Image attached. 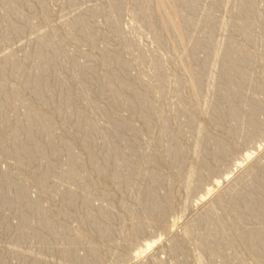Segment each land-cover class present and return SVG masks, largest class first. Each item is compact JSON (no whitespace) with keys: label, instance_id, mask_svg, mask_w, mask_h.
<instances>
[{"label":"rangeland","instance_id":"rangeland-1","mask_svg":"<svg viewBox=\"0 0 264 264\" xmlns=\"http://www.w3.org/2000/svg\"><path fill=\"white\" fill-rule=\"evenodd\" d=\"M6 1L0 2V67L11 58L15 75L0 74V87L17 94L0 99V264H264V248H255L257 240L251 235L255 228L263 232L264 214L252 219L250 212L228 202L232 193L250 191L253 173L264 165V0H195L190 2L194 8L179 7L182 16L172 22L188 20L180 43L169 27L167 33H153L159 16L147 18L139 0ZM112 2L119 8L115 16L109 12ZM17 11L28 23L20 32L8 33L5 27ZM81 16L91 26L85 36L72 28ZM112 19L117 30L108 29ZM87 35L94 36L92 42ZM49 36L54 41L48 53L61 50L66 57L48 66L46 86L54 96L69 88L73 98L68 110L73 112L58 114L62 107L57 104L40 107L39 115L49 121L35 136L38 140L33 136L40 144L30 160L17 154L16 146L25 137L13 139L24 122L23 109L16 105L35 101L23 83L34 66L29 58L45 47L43 39ZM230 51L234 55L224 60ZM110 53L126 64L122 77L141 82L139 91L151 107L146 120L99 82L114 69L101 65ZM231 68L246 71L234 91L241 96L234 111L228 97L221 96L226 87L222 74ZM89 70L94 74L82 89L79 82ZM120 94L130 98L127 90ZM78 118L85 124L81 128ZM89 125L97 131L86 145ZM48 133L52 141L66 144L55 155L56 148L51 153L45 145ZM107 136L113 150L104 155ZM173 147L177 154L171 153ZM68 149L82 166L74 178L66 173ZM217 149L223 154L217 156ZM92 154L94 162L89 163ZM103 155L110 163L104 174L98 171ZM39 172L47 173L42 178ZM116 174L120 179H113ZM20 191L32 204L13 201ZM150 197L159 202L154 200L157 208L152 211L147 208ZM263 208L264 198L255 211ZM87 210L107 217L94 223L86 219ZM38 212L53 222L52 229L38 228ZM138 250L143 251L139 256Z\"/></svg>","mask_w":264,"mask_h":264},{"label":"bare ground","instance_id":"bare-ground-1","mask_svg":"<svg viewBox=\"0 0 264 264\" xmlns=\"http://www.w3.org/2000/svg\"><path fill=\"white\" fill-rule=\"evenodd\" d=\"M73 1V0H72ZM139 1H141V2H143V4L144 5H142V7H143V14L147 17V18H152L153 17V15H157V16H159V28H155V27H153V26H151L152 28V31H153V33L155 34V35H159L162 31H165V33H167V31H168V27H169V29L171 28V31H172V33L176 36V40L180 43V41L181 40H183L184 39V26H186V24L188 25V20H187V18H184V17H182L181 19L182 20H184V19H186V20H184V21H182V24H178V25H175L173 22H172V20L174 19V18H180L181 16H182V14H181V12H180V10L178 9L179 7H181V6H189L190 4H192L193 2H195V0H139ZM191 1H193L192 3H190ZM0 2L2 3V4H6L7 3V1L6 0H0ZM78 3V2H77ZM113 3V2H112ZM110 4L109 5V12H110V15L111 16H115L116 14H117V11H118V9L119 8H117L118 6H117V2L115 3H113V4ZM189 3V4H188ZM244 4H246V3H244ZM193 5V6H192ZM191 6L194 8V4H192ZM243 5V4H242ZM242 5H240V8H241V6ZM75 7H77V5L75 6ZM89 7V6H88ZM244 7H248V5L246 4V6H244ZM244 7L242 6V8L244 9ZM82 8V7H81ZM193 8H191L190 10H192ZM245 8V9H246ZM249 9V8H248ZM90 10V9H89ZM239 10V9H238ZM93 14H95V12H97V10L96 11H91ZM239 12V11H238ZM241 13L243 12V10L241 9V11H240ZM239 12V14H241ZM246 12H247V10H246ZM22 13L23 12H20V11H17V12H15L14 14H13V16L15 17H17V18H14L13 19V21L11 22V21H9L8 22V24H7V26L5 27V29H6V31H8V33H18V32H20V29L22 30L23 28L22 27H24L27 23H28V21L27 20H25V19H23L24 18V16L22 15ZM158 13H160V14H158ZM245 13V12H244ZM90 15H92V14H90ZM155 17V16H154ZM238 17V16H237ZM111 18V17H110ZM184 18V19H183ZM16 19V22L14 21ZM154 19V18H153ZM19 22H18V21ZM20 20H21V22H20ZM14 22V23H13ZM17 22H18V24H17ZM27 22V23H26ZM150 22V21H149ZM178 22V21H177ZM181 22V21H180ZM21 23V24H20ZM209 24H210V22H208ZM109 24V23H108ZM73 25V29H75V33L76 34H81V35H83L84 34V36L86 35V34H88L89 33V31L91 30V26H90V24L88 23V21L85 19V17H78L76 20H75V23H73L72 24ZM208 25V24H207ZM207 28V27H206ZM208 28H210L211 29V26L209 27V25H208ZM208 28H207V30H208ZM73 29H71V30H73ZM108 29H112V30H117V25H116V23H115V21L112 19V21H110V24L108 25ZM107 29V30H108ZM187 31V30H186ZM243 31L245 32V33H249V29L247 28V27H243ZM72 32V31H71ZM74 32H72L71 34L72 35H74ZM76 34H75V36H76ZM71 35V36H72ZM94 36H96V34L94 33L93 34ZM51 36V35H50ZM49 36V38L48 37H46L47 39H45V37H44V39H43V46H45V47H42L41 45V47L42 48H39V49H37V50H35V53L32 55V57L31 58H29L30 59V61H31V63L34 65L33 66V68L31 69V71H29L28 73H26V76H25V80H24V86L23 87H25L26 89H28L29 91H31L32 93H33V95H34V103H32V102H27V100H22V101H18V103H17V109H18V107L20 106V108L21 109H23L22 110V115H23V117H24V122H22V124H20L17 128H16V131H15V133L13 134V139L14 140H17V139H19V138H23V137H21V136H24L25 137V140H23L22 142H18L19 144H18V146H16L17 147V154L20 156V157H22V158H24V157H26V159L28 158V159H30V160H32V159H35V157H33V155H31L30 153L34 150V152H36L35 150L38 148L39 149V144H40V140L38 141L39 142V144L37 143V141H35V139H34V137L35 136H37V133H40L39 131L40 130H43V129H45L47 126H48V121H49V118L48 117H46L47 115H45V116H41V115H39L40 113H38V111H39V109H40V107L42 106V107H49V106H53L54 104H57V105H59V108H60V106L62 107V109H60L58 112V114H61V115H67V114H70L71 112H73V111H69L70 110V108H71V100H72V91H69L70 89L68 88V90L65 88H61V89H59V91L57 92V93H55V96L53 95V93L54 92H52L49 88H48V86H46V82H47V77L49 76L48 74H49V71H48V69H49V65L51 64H53L54 62H57V60H59L61 57L63 58V56H61V55H63V54H61V50H59V51H54V52H51V54H49L50 53V48H48V47H50V46H52L53 45V41H54V39L52 38V37H50ZM74 36V37H75ZM88 36V35H87ZM91 37H87V40L88 41H90V42H92V40H90V38L92 39V38H94V36H92V35H90ZM175 36H173V37H175ZM40 37V36H39ZM168 37V36H167ZM37 38V37H36ZM89 38V39H88ZM163 38V37H162ZM167 39V38H166ZM38 40V39H37ZM174 41V40H173ZM55 43V42H54ZM47 48H48V50H50V51H47ZM232 49V48H231ZM237 49V48H236ZM55 50V49H54ZM229 51V50H228ZM49 52V53H48ZM218 53V52H217ZM228 53V52H227ZM117 54V53H116ZM116 54H111L110 53V55H108V56H105V58L102 60V63H101V65H102V67L104 68V69H106V68H109L110 66H113V70L111 69V71L107 74V73H105V75H103L102 77H101V80L99 81V82H101L102 83V85H104L105 87H107V88H109V89H111V90H113V92L115 93V95H117V97H116V101L117 102H119V103H121V104H128L129 106H130V108L135 112V113H137L138 114V116L140 115L144 120H146L147 119V117H148V114L151 112V107H150V105H148L147 104V101H146V97L147 96H145V93H142V92H140L139 91V89H140V85H141V82L137 85V84H135V83H133V82H130L128 79H126V78H124V77H122L123 75H122V73L124 72V70H125V68H126V64H124L123 62H121L120 61V59L118 58V56L116 55ZM225 54H226V52H225ZM65 55V57H66V54H64ZM234 55V51H230L227 55H226V58L224 57V60H228V59H231L232 58V56ZM61 56V57H60ZM214 56H216L217 57V55H214ZM223 56H225V55H223ZM70 57V56H69ZM243 58V57H242ZM69 60L71 59V57L70 58H68ZM215 59V58H214ZM217 59V58H216ZM234 59V58H233ZM236 59V58H235ZM238 59V58H237ZM72 60H73V57H72ZM71 60V61H72ZM197 60V59H196ZM71 61H69V62H71ZM214 61V60H213ZM230 61V60H229ZM241 61V60H240ZM246 62V60H243V62ZM73 62V64L75 65V61L73 60L72 61ZM75 62V63H74ZM233 62V61H232ZM239 62V61H238ZM243 62H241V63H243ZM14 63L15 62H13V60H11V58L10 59H8V61L6 62V64H4V66H1L0 67V74L3 76V75H6L7 74V72L9 71L10 73L9 74H11L12 76H14L15 75V73H13V67L15 66L14 65ZM224 63H231V62H224ZM249 63V62H248ZM56 64V63H55ZM216 64V63H215ZM225 64V65H226ZM234 64H236V63H234ZM244 64V63H243ZM80 65V64H79ZM238 65V64H237ZM49 66V67H48ZM236 66V65H235ZM239 66V65H238ZM240 66L242 67V65L240 64ZM244 66H247V65H245L244 64ZM75 67V66H74ZM230 67V66H229ZM232 67H234V65L232 66ZM21 68V67H20ZM80 68V67H79ZM83 68V67H82ZM226 68V67H225ZM228 68V67H227ZM246 68V67H245ZM26 71V70H25ZM92 71V70H91ZM161 71V70H160ZM246 71H244V70H239L238 68H237V70H235V68H231V70L229 69L227 72H223L224 74H222V78H221V80L222 81H224L225 83H226V87L224 86V84H223V87H225V90L223 91L222 89V91L224 92H222L221 91V96L222 97H224L223 99H227L226 98V96L228 97V100H226L227 101V103H228V105H229V107L231 108V110L232 111H234L235 109L233 108L234 107V105L236 104L235 102H236V100L237 99H239L241 96H239V93L237 92V93H234V91L237 89L236 87L239 85L240 86V82H242V80H244L245 79V76H246V73H245ZM84 73V72H83ZM94 73H93V71L92 72H90V70H89V72H87V73H85V75L83 74V77L81 78V80H80V86L82 87V86H84L85 84H87L90 80H91V75H93ZM19 75H22V73L21 74H19ZM220 76V75H219ZM79 77V76H78ZM126 77V76H125ZM194 77V84L196 85V86H198V78L197 77H195V76H193ZM220 81V80H219ZM135 82V81H134ZM223 82V83H224ZM100 83V84H101ZM63 84V83H62ZM219 85H220V83H219ZM63 86H64V84H63ZM196 86H195V88H196ZM65 87H67V86H65ZM81 87H79V89L81 88ZM84 87H82V89H83ZM82 89H80V90H82ZM197 89V88H196ZM224 89V88H223ZM240 89V88H239ZM110 90V91H111ZM122 90H127L128 92H129V94H130V98L129 99H126L125 97H123L121 94H120V91H122ZM238 91H240V90H238ZM9 92H11V94H17V90L16 89H6V88H2V87H0V99H1V97H5L6 96V94H8ZM56 92V91H55ZM241 94V93H240ZM220 99H222L221 97H220ZM237 102H239V101H237ZM242 102V101H241ZM56 105V106H57ZM4 106V104H2L1 103V100H0V110L2 111V108H4L3 107ZM58 108V107H57ZM58 108V109H59ZM69 109V110H68ZM234 109V110H233ZM219 110V112L217 113L216 112V117H220V116H222L221 115V109H218ZM236 112V111H235ZM74 114V113H73ZM77 114V113H76ZM232 114H236V113H234V112H232ZM71 115V114H70ZM233 115V116H234ZM236 116V115H235ZM146 118V119H145ZM78 121H76L77 122V128H81L82 127V125H85V124H82V122L81 121H79V120H81L80 118H78L77 119ZM21 123V122H20ZM249 124H250V122H249ZM251 124H253V123H251ZM250 124V125H251ZM255 124V123H254ZM261 124V123H260ZM257 124H255V126H256ZM91 125H89V128L86 130V139L84 138V141H85V144L87 145V144H91V141H93L92 140V138H93V136H94V132H96L97 130L95 129V128H93V126L92 127H90ZM119 126H123L124 127V125H119ZM118 126V127H119ZM253 126V125H252ZM252 126H250V129H252ZM39 128V129H38ZM199 128V127H198ZM253 128H254V126H253ZM95 129V130H94ZM121 128H119L118 129V131L120 130ZM124 129V128H123ZM53 130V129H52ZM199 130V129H198ZM120 131H122V130H120ZM200 131V130H199ZM198 131V132H199ZM47 133V132H46ZM49 133H52V132H49ZM46 134V135H48V137H46V135H45V137H46V140H45V145H47L49 148H50V151H51V153L53 152L52 150H55V148H56V151H54L53 152V154L55 155V153L56 152H58L57 151V148L59 149V148H63L62 146H66V144L65 143H62L61 141L60 142H58V141H56V142H54V141H52L53 139H51V134ZM36 134V135H35ZM40 135H43V134H40ZM51 135V136H50ZM250 135H251V132H250ZM34 136V137H33ZM38 136H39V134H38ZM44 136V135H43ZM49 136H50V138H49ZM112 136V135H111ZM108 137H110V136H107V138H106V141L107 142H104V143H106V145L104 146L105 148V151L103 152V154L105 155L107 152H109V150H113V148H111V145H110V141H109V139H111V138H109L108 139ZM248 137H249V135H248ZM251 137V136H250ZM16 138V139H15ZM36 138V137H35ZM24 139V138H23ZM37 139V138H36ZM45 139V138H44ZM38 140V139H37ZM42 140H43V138H42ZM105 140V139H104ZM25 141L27 142V143H25ZM112 141V140H111ZM110 142V143H109ZM63 144V145H62ZM84 145V144H83ZM86 145H84V146H86ZM112 146H113V143H112ZM89 147V146H88ZM86 148V147H85ZM116 148V147H115ZM52 149V150H51ZM60 150V149H59ZM115 150V149H114ZM170 151H171V153L174 155V154H177L178 153V148L177 147H173V148H171L170 149ZM223 149L222 150H220V149H217V152H215V153H217V156H218V154L220 153V154H223ZM68 152V153H67ZM66 152V157H67V162H68V169H67V171H66V173H67V176L69 177V178H74L75 177V175L81 170V168H82V166H80L81 165V162L79 161V156L77 157V155L75 156L74 154H72L73 152H69V149H68V151ZM41 153V152H40ZM43 154V153H42ZM41 154V155H42ZM108 154V153H107ZM103 155V165L102 166H100L101 168L100 169H98V171L100 172V173H102V174H104V172L108 169V167L110 166V163L108 162V158H106L105 156ZM44 156V158L46 157L45 155H43ZM177 156V155H176ZM221 156V155H220ZM93 157H94V155L92 154V157H91V155H89V158H90V160L88 161L89 163L90 162H92L93 161ZM107 157H108V155H107ZM40 158V157H39ZM98 159V158H97ZM217 159H215V161H216ZM99 161V160H98ZM94 162V161H93ZM83 163V162H82ZM214 163V162H213ZM93 164V163H92ZM215 164V163H214ZM209 165H211V164H209ZM215 166V165H214ZM264 166V165H263ZM263 166H262V168H259L260 170H258L257 172H255V173H253L255 176H254V179H252V188H250V191H248V193L247 194H239V193H232L231 195H230V197H229V199H228V202L230 203V204H233V205H237V206H239V207H241V209H242V211L244 212V211H246V213L247 212H250L251 213V215H250V213H249V215L251 216V218L252 219H256V218H258L259 216H261V215H263L264 214V208H263V210H261V211H259L258 209H257V211H255L256 209H255V207L257 206V204L259 205V203H260V201L264 198V176L262 177L261 175L262 174H264L263 172H264V168H263ZM49 167V166H48ZM210 167V166H209ZM212 167V166H211ZM210 167V168H211ZM127 168L129 169L128 171H129V173H128V175L130 174V168L131 167H129V165H127ZM126 168V169H127ZM80 169V170H79ZM213 169V167L210 169V170H212ZM46 171L47 169H42V171ZM39 171V170H38ZM48 171V170H47ZM260 171H261V173H260ZM132 172V171H131ZM44 173H47V172H44ZM43 172H41V175H40V172H39V174L38 175H40V177H42L43 175H46V174H44ZM118 173V172H117ZM257 173V174H256ZM259 173V174H258ZM125 176V175H124ZM38 177V179H40L39 178V176H37ZM121 177V176H120ZM252 177H253V175H252ZM43 178V177H42ZM120 179L119 178V175L118 174H116V175H113V179ZM122 181L124 182V183H126V176L125 177H123L122 176ZM127 178H129V177H127ZM152 181V180H151ZM104 182V181H103ZM119 182H121V181H119ZM124 183H122V184H124ZM11 185H12V183H10ZM139 185V184H138ZM150 186V185H149ZM141 187H143L142 185H141ZM120 189V188H119ZM257 189V190H256ZM72 192V191H71ZM254 192H256V194L254 193ZM137 195H138V193H136ZM145 194V193H144ZM148 194H151V192H149ZM70 195V194H69ZM148 196H153V194H151V195H148ZM147 196V197H148ZM67 197H68V199L69 200H71V199H73V197L72 196H68L67 195ZM3 198H5V197H3ZM151 198V197H150ZM149 198V199H150ZM153 198V197H152ZM150 199V200H148L147 199V201H149L150 202V204H151V208H149V207H147L150 211H152V210H154V209H156L157 207H156V203H157V200H155V199ZM145 199H146V197H145ZM5 200H6V198H5ZM67 200V199H66ZM74 200V199H73ZM154 200H155V202H154ZM3 201H4V199H3ZM13 201L14 202H16V203H22V205H28V204H32L31 203V201L29 200V198H28V196L24 193V191H20V192H18V193H15V195H14V199H13ZM146 200H145V202H147ZM144 202V203H145ZM149 202H147V203H149ZM154 202V203H153ZM34 203V202H33ZM159 203V202H158ZM157 203V204H158ZM81 207H84L85 209L88 207V204H87V202H82V199H81ZM79 205V204H78ZM162 205V204H161ZM146 208V209H147ZM159 208V207H158ZM148 210V211H149ZM41 211V210H40ZM88 211V214H86V219L87 220H92V222H94V223H99V222H101L103 219L102 218H105V217H107V213L104 215L103 213V215L101 214V216H98V217H96V216H94V214H92L91 215V213L89 212V210H87ZM38 213H40V216L41 217H39V219L41 218V222L39 221V223L41 224V226L40 227H38L39 229L40 228H42V229H52L53 228V222L51 221V220H49L48 219V217L46 218L43 214H42V212H38ZM62 213V212H61ZM68 213V212H67ZM63 214V213H62ZM65 214V213H64ZM98 214V213H97ZM68 215V214H67ZM204 216V215H203ZM83 218V217H82ZM52 219V218H51ZM252 228V227H251ZM250 228V229H251ZM41 229V230H42ZM262 230V229H261ZM33 231V230H32ZM53 231V230H52ZM55 231V230H54ZM251 231H253V230H251ZM250 231V232H251ZM104 232V231H103ZM250 232H248L249 233V235L251 234ZM34 234L36 233V232H33ZM54 233H57L56 231L54 232ZM53 232H52V234H54ZM218 230L217 229H215V231H214V235H218ZM36 235V234H35ZM38 235V234H37ZM55 235V234H54ZM53 235V236H54ZM57 235V234H56ZM55 235V236H56ZM251 235H253V238H255L256 240H257V244L255 243L253 246L255 247V248H259V249H263L264 248V229H263V232L262 231H260V228L259 229H257L256 230V228H255V230L252 232V234ZM20 236V235H19ZM21 237V236H20ZM252 238V239H253ZM254 239V240H255ZM253 240V241H254ZM252 241V242H253ZM73 242V241H72ZM71 241H70V243L69 244H71V245H73V243H72ZM75 244V243H74ZM253 244V243H252ZM75 246V245H74ZM69 247H70V245H69ZM72 247V246H71ZM73 248V247H72ZM148 249H150V246L149 247H147L145 250H148ZM67 250H69V249H66V251ZM94 253H92L93 254V256H96V253H95V251H93ZM143 253V251L142 250H138V252L136 253L137 254V256H139L140 254H142Z\"/></svg>","mask_w":264,"mask_h":264}]
</instances>
